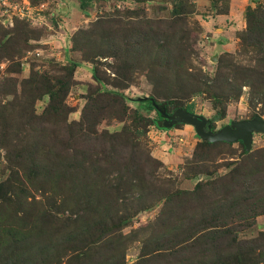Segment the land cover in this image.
<instances>
[{
	"label": "rangeland",
	"instance_id": "374dc122",
	"mask_svg": "<svg viewBox=\"0 0 264 264\" xmlns=\"http://www.w3.org/2000/svg\"><path fill=\"white\" fill-rule=\"evenodd\" d=\"M172 1L134 3L129 0H94L84 12L79 0H0V41L5 42V45H0V49L3 46L0 51V183L12 178L16 187L27 188L26 196L46 200L40 196L42 193L38 189L40 186H36L38 183L29 181L24 176L26 163L20 158L24 159L32 154L34 158L36 156L38 163L52 166L51 163L55 160L59 162L60 157L69 160L67 151H70L77 160L83 162L86 170L83 173H87V177L99 176L101 181H106L107 188H96V191L100 193L101 199L98 201L110 205V179L120 171H125L124 162L127 160H123L121 165L113 160L111 162L110 137L103 136L120 131L125 124L131 122L126 118L123 121L118 109L110 108V101L106 102L107 110L97 114V117L88 111L84 114L87 95L97 86L92 77L93 69L98 67L102 76L116 81L120 76L112 67L116 64L123 65V72L129 76L132 73L133 80L126 82L127 86L118 91L128 97L131 110L139 109L151 119H157V114L154 111L147 113L137 99L155 96L159 101H164V97L180 93L187 86H184V81L179 82L173 76L168 81L160 78L157 70L150 72L151 61L157 62L151 52L156 53L158 49H149L144 55H140L143 40L139 39L143 38L145 30L154 32L152 40H158L159 35L163 43L168 41V47L176 56L180 55L181 49L186 55L187 49L186 52L191 54L185 67L192 73L200 72L206 77H215L218 69L226 66L227 62L238 67L253 66L258 62L257 53L244 51L242 35L248 26V7L264 6V0H189L188 5L185 3L181 17L172 15ZM129 21H142V24L135 25ZM128 34L132 36L131 40L127 38ZM127 48L132 52H128ZM69 61L80 63L75 73L76 85L67 97V104L74 110L70 120L78 122V129L83 126L80 140L76 142L66 141L68 138L62 120L56 121L48 117L32 120L28 116V109H25L26 101L32 94L21 87L23 79L28 78L33 69L53 74L54 66H67ZM106 88L115 89L109 83ZM15 89L18 96L14 97L10 93ZM248 97L249 88L244 87L238 101L227 103L226 116L220 121L213 118L216 110L209 94L189 96L182 102L191 106L194 113L213 119V130L218 131L233 121L252 119L256 115L264 118L263 104L253 108L249 105ZM9 102L12 104L7 105ZM38 105L37 113L41 115L46 104L38 102ZM3 119L8 120L6 129ZM161 121L160 124L164 126ZM94 124L96 126L93 128ZM143 141L150 155L165 165L158 175L152 174L154 184L158 186L156 176L171 178L176 181L175 188L183 191H193L198 182L207 181L210 176L216 178L227 175L233 169L228 165L229 162L242 160V147L236 143L232 147H216L210 153L200 150L197 159L202 162H192L200 138L190 125L168 130L151 126ZM22 147L24 151H21ZM260 150H264V135L255 134L252 152ZM146 168L153 171L151 164L146 165ZM198 170L202 173L195 177ZM13 172L24 177L25 185L14 180ZM203 172L211 175L204 176ZM59 173L63 171L59 170ZM103 192L109 194L105 195ZM155 192L154 190L153 196L146 198L149 191L142 192L140 187L134 188L131 193L135 194L128 196V199L122 196L118 198L123 200V205H116L119 204L117 201L113 206L114 211L109 210L110 215L116 219L117 213L124 214L127 208L132 215L138 214L143 205L155 202ZM80 194L83 209L84 201L90 202L89 197L95 194V190L88 189L86 194ZM55 198L56 205L60 209L63 206L66 209L61 210L65 215H79L71 212L76 211V207L74 208V200L68 191L57 190ZM162 206L163 203L152 210L140 212L123 229L122 233L129 237L124 250L96 251L95 260L87 264H110V254L115 258L124 256L122 264H137L142 247L156 235L157 230L153 224L160 216ZM261 231H264V216L258 217L257 225L241 235L252 238ZM86 239L91 240V235H87ZM215 258L210 254L205 258V264L212 263ZM165 261L155 258L149 264L170 263ZM193 264H199V261L196 259Z\"/></svg>",
	"mask_w": 264,
	"mask_h": 264
},
{
	"label": "trees",
	"instance_id": "16d2710c",
	"mask_svg": "<svg viewBox=\"0 0 264 264\" xmlns=\"http://www.w3.org/2000/svg\"><path fill=\"white\" fill-rule=\"evenodd\" d=\"M79 1L82 10L86 12L94 0ZM129 1L145 3L152 0ZM172 3V15L181 17L185 3L188 5L189 0H173ZM246 19L248 26L242 35V47L245 52L257 53L258 62L246 67L227 62L226 66L218 69L213 78L203 76L200 72L192 73L185 67L191 54L186 52L187 49L186 55L181 49L180 55L176 56L168 47V41L163 43L159 35L158 40H152L154 32L145 30V35L139 39L143 40L140 55H144L149 49H158L156 53L151 52L157 62L151 61L150 72L157 70L160 78L171 81L170 76H173L179 82L184 81V86L187 85L185 89L178 88L180 93L164 97V101H159L155 96L136 100L143 105L147 113L154 111L157 119H151L139 109L131 110L128 97L118 91L127 86L126 82L133 80L132 73H129V76L123 72V65L111 66L120 76L116 81L102 76L99 68L95 67L92 77L97 86L87 95L84 114L88 111L97 117V114L107 110L106 102L110 101V108H117L122 120L126 118L131 122L125 124L120 131L103 136L110 137V161L121 165L123 160H127L124 162L125 171H120L110 179V205L107 202L100 203V193L96 191V188H107L106 181H101L99 176L87 177V173H83L86 171L83 162L77 160L70 151H67L69 160L60 157L59 162L55 160L51 163L52 166L38 163L36 156L34 158L32 154L24 159L20 156L26 163L24 176L27 180L38 183L36 186H40V196L46 200L26 196L27 188L16 187L12 178L0 183V264L90 263L95 260L96 251L124 250L129 237L122 233L123 229L128 227L140 212L152 210L162 203L160 216L153 224L157 230L156 235L142 247L137 264H149L155 258L166 260L169 264H193L196 259L199 264H205V258L210 254L216 257L210 264H264V231L252 238H244L241 235L257 225L258 217L264 216V150L247 152L244 144L240 142L242 160L229 162L228 165L233 168L231 172L216 178L203 172L204 176H210L209 180L198 182L193 191H183L175 188L176 181L171 178L156 176L158 186L154 184L152 174L158 175L165 165L150 155L143 141L151 126L168 130L160 124V120H165L160 109L169 115H173L178 109L194 113L191 106L182 102L189 96L209 94L216 110L213 117L215 121L225 118L227 103L238 101L244 87L249 88L248 102L251 107L256 108L258 104L264 106V6L248 7ZM129 22L142 24V21ZM130 34L127 36L129 40L132 39ZM85 44L89 45L86 42ZM0 45H5V42L1 40ZM2 49L3 46L0 51ZM127 51L132 52L130 48H127ZM79 66L80 63L69 61L67 66H54L53 74L33 69L30 76L21 83L22 90H28L32 94L25 104L28 116L32 120L47 117L56 121L62 120L68 138L66 141L72 142L79 141L83 131V126L78 129V122L70 120L74 110L67 104V97L76 85L75 73ZM108 83L115 89H107ZM10 95L18 96L17 90L12 91ZM38 102L46 104L41 115L37 113ZM11 104L9 102L7 105ZM7 105L4 106L9 107ZM3 120L6 129L8 120ZM181 125L183 124L173 128ZM221 146L232 147L233 144L200 140L192 162H202L197 159L200 150L210 153ZM21 151H24L23 147ZM150 164L153 166L151 172L146 168V165ZM59 170L63 173H59ZM201 173L202 171L198 170L194 176L198 177ZM12 177L25 185L24 177L21 178L20 173L13 172ZM136 187H140L142 192L149 191L146 198L153 196L155 190V202L143 205L137 210L138 214L132 215L131 210L127 208L124 214L119 215L118 212L116 219L111 216L110 212L114 211L113 206L117 201L119 204L116 205H123V200L118 198L122 196L128 199V196L135 194L131 191ZM88 189L95 190L92 195L96 197L91 195L90 202L84 201L82 209L80 192L86 194ZM57 190L70 193L74 208L76 207V211L71 212L79 215L67 216L61 211L66 209L64 206L60 209L56 205ZM124 205L128 207L127 204ZM89 234L91 240L86 239ZM122 258L125 257L121 255L115 258L110 254V264H122Z\"/></svg>",
	"mask_w": 264,
	"mask_h": 264
},
{
	"label": "water",
	"instance_id": "95a60500",
	"mask_svg": "<svg viewBox=\"0 0 264 264\" xmlns=\"http://www.w3.org/2000/svg\"><path fill=\"white\" fill-rule=\"evenodd\" d=\"M160 112L165 118L164 126L168 129L178 124L190 125L194 127L197 136L202 141L210 143L226 142L229 144L242 142L247 152L252 151L254 135H264V118L261 116H255L247 120L233 121L219 131L214 132L212 130V124H210L213 119H208L205 116L183 109H178L173 115L167 114L162 109H160Z\"/></svg>",
	"mask_w": 264,
	"mask_h": 264
},
{
	"label": "flooded vegetation",
	"instance_id": "af4514ba",
	"mask_svg": "<svg viewBox=\"0 0 264 264\" xmlns=\"http://www.w3.org/2000/svg\"><path fill=\"white\" fill-rule=\"evenodd\" d=\"M165 120L163 119L161 122L163 123ZM210 124H212V122H210ZM212 130H213V124H212ZM214 131V130H213ZM219 131V130H218ZM216 132V131H214Z\"/></svg>",
	"mask_w": 264,
	"mask_h": 264
}]
</instances>
